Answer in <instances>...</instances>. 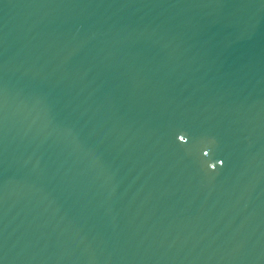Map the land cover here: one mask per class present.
<instances>
[{
	"label": "water",
	"instance_id": "1",
	"mask_svg": "<svg viewBox=\"0 0 264 264\" xmlns=\"http://www.w3.org/2000/svg\"><path fill=\"white\" fill-rule=\"evenodd\" d=\"M0 264H264V0H0Z\"/></svg>",
	"mask_w": 264,
	"mask_h": 264
}]
</instances>
